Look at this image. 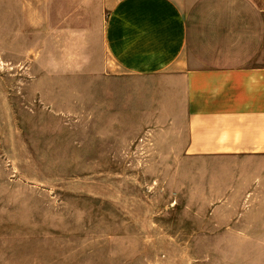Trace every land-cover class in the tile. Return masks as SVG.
<instances>
[{
  "label": "rangeland",
  "instance_id": "374dc122",
  "mask_svg": "<svg viewBox=\"0 0 264 264\" xmlns=\"http://www.w3.org/2000/svg\"><path fill=\"white\" fill-rule=\"evenodd\" d=\"M28 6L0 1V264H264L205 221L238 164L183 155L161 82L52 68Z\"/></svg>",
  "mask_w": 264,
  "mask_h": 264
},
{
  "label": "crops",
  "instance_id": "0c3cea01",
  "mask_svg": "<svg viewBox=\"0 0 264 264\" xmlns=\"http://www.w3.org/2000/svg\"><path fill=\"white\" fill-rule=\"evenodd\" d=\"M23 1L60 74L164 84L183 155L238 164L205 221L264 244V0Z\"/></svg>",
  "mask_w": 264,
  "mask_h": 264
}]
</instances>
